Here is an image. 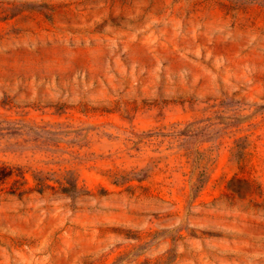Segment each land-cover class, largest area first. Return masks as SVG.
<instances>
[{
  "label": "rangeland",
  "instance_id": "obj_1",
  "mask_svg": "<svg viewBox=\"0 0 264 264\" xmlns=\"http://www.w3.org/2000/svg\"><path fill=\"white\" fill-rule=\"evenodd\" d=\"M0 264H264V0H0Z\"/></svg>",
  "mask_w": 264,
  "mask_h": 264
},
{
  "label": "trees",
  "instance_id": "obj_2",
  "mask_svg": "<svg viewBox=\"0 0 264 264\" xmlns=\"http://www.w3.org/2000/svg\"><path fill=\"white\" fill-rule=\"evenodd\" d=\"M10 175H12L11 173H8V174H4V178H6V177H9ZM69 184H70V188H68V187H66V188H64V192H66V193H71V191H73V193L74 194H76V192H78L76 189H77V186H76V184H73V183H71V182H69Z\"/></svg>",
  "mask_w": 264,
  "mask_h": 264
}]
</instances>
